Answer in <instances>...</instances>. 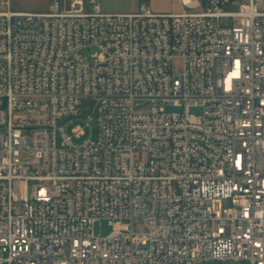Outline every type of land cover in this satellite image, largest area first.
Here are the masks:
<instances>
[{"label":"built area","instance_id":"2783aa9c","mask_svg":"<svg viewBox=\"0 0 264 264\" xmlns=\"http://www.w3.org/2000/svg\"><path fill=\"white\" fill-rule=\"evenodd\" d=\"M177 2L0 0V264H264V0Z\"/></svg>","mask_w":264,"mask_h":264},{"label":"rangeland","instance_id":"374dc122","mask_svg":"<svg viewBox=\"0 0 264 264\" xmlns=\"http://www.w3.org/2000/svg\"><path fill=\"white\" fill-rule=\"evenodd\" d=\"M56 0H10L11 9L14 11H22V12H38L45 13L50 9L51 4ZM62 3H68L69 0H57ZM246 0H243L245 2ZM140 3H145L149 6L153 11H171L177 10L179 8V4L177 0H104L105 8L110 10L111 8H125L132 7L137 8ZM174 68H181V61L176 60L174 62ZM137 110H146L147 104L143 103L141 106H136ZM167 112H172L176 110L175 108L165 107ZM94 114V104L87 99L82 100L81 104V116L80 117H72L69 119H62L58 121L59 127H64V133L67 136L72 135V130L75 127H82L84 132L83 136L80 139L73 138V141L76 143H81L83 141H96L98 137V128L97 125L93 122L88 121L89 117H92ZM191 114L200 115V109H191ZM89 123V125H88ZM62 133L60 131L57 132L56 141L57 145L61 146L63 138ZM134 230L136 232L143 231L139 225L134 226ZM112 231V228L109 226L107 221L101 220L94 224V232L96 236H107ZM233 264H246L245 262H238Z\"/></svg>","mask_w":264,"mask_h":264},{"label":"crops","instance_id":"0c3cea01","mask_svg":"<svg viewBox=\"0 0 264 264\" xmlns=\"http://www.w3.org/2000/svg\"><path fill=\"white\" fill-rule=\"evenodd\" d=\"M71 0H69L70 2ZM86 1H90V0H86ZM101 8V10L103 12H106V13H121V14H127V13H134L138 10L139 6L142 5V4H145V3H140V5L137 7V8H132V7H125V8H120V7H117V8H111L110 10H108L107 8H105V4H104V0H94ZM178 3V2H177ZM147 5V4H145ZM180 8V6H179ZM180 10V9H178ZM157 13H161V14H169V13H176L178 12L177 10H171V11H155Z\"/></svg>","mask_w":264,"mask_h":264}]
</instances>
